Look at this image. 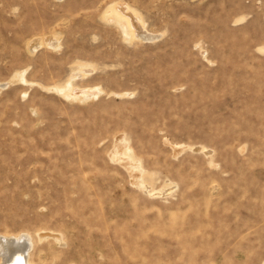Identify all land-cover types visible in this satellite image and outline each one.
<instances>
[{
	"label": "rangeland",
	"instance_id": "1",
	"mask_svg": "<svg viewBox=\"0 0 264 264\" xmlns=\"http://www.w3.org/2000/svg\"><path fill=\"white\" fill-rule=\"evenodd\" d=\"M0 83L34 264H264V0H0Z\"/></svg>",
	"mask_w": 264,
	"mask_h": 264
},
{
	"label": "bare ground",
	"instance_id": "2",
	"mask_svg": "<svg viewBox=\"0 0 264 264\" xmlns=\"http://www.w3.org/2000/svg\"><path fill=\"white\" fill-rule=\"evenodd\" d=\"M119 5L114 4L108 8L107 14L106 13L105 14L107 15V18L109 20L118 22L124 28V30L128 32V34H131L132 37L139 36L148 39L153 36L148 31L145 30V28L143 27L144 24L141 23V20L138 19L139 17L136 16V13L134 11L125 7L127 14H123L121 8L123 10L124 7L120 8ZM128 13H131V16L130 14L128 15ZM133 20H136V22H133ZM0 85H4V83H0ZM67 87H70V83L67 84ZM175 148L177 151H180L181 149L180 147L177 146H175ZM115 154L117 159L122 158V156L124 155V150L122 145L117 146ZM125 160L127 161L126 158ZM128 162L129 161L123 163L127 165ZM133 165L137 168L136 175L138 176V179H135L136 180L135 182L140 184L141 183L140 176L142 171L140 170L136 162H133ZM129 168L132 169L130 166ZM57 238L59 237H56V239ZM34 246H35L34 239L27 232H22L19 234H9V235L0 234V264H34L32 260V251L34 250Z\"/></svg>",
	"mask_w": 264,
	"mask_h": 264
}]
</instances>
